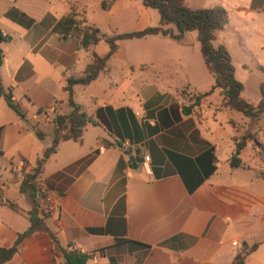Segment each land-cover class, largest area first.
<instances>
[{"label": "crops", "instance_id": "1", "mask_svg": "<svg viewBox=\"0 0 264 264\" xmlns=\"http://www.w3.org/2000/svg\"><path fill=\"white\" fill-rule=\"evenodd\" d=\"M102 1L0 0V32L8 38L0 43V248L11 247L31 226L32 200L10 166L24 160L35 170L53 145L54 118L71 112L67 79L82 76L93 53H109L107 37L160 25V14L143 0L115 1L102 9L98 24L90 9ZM232 1L221 0L228 25L246 50L252 46L249 54L239 50L237 60L225 47L244 97L259 102L264 0ZM73 3L83 24L71 20ZM84 25L104 36L89 50L81 46ZM152 41L160 45L146 49ZM116 44L100 76L74 86V101L97 123H88L79 141H60L41 167L48 230L24 237L4 264H66L69 248L85 253L86 264H231L255 244L245 264H264V161L248 141L241 165L231 166L235 139L257 133L264 145V116L252 123L225 108L218 90L193 106L215 83L197 35ZM8 94L24 114L8 104ZM52 105L48 120L33 119ZM101 108L112 110L101 113L108 127L99 124Z\"/></svg>", "mask_w": 264, "mask_h": 264}, {"label": "trees", "instance_id": "2", "mask_svg": "<svg viewBox=\"0 0 264 264\" xmlns=\"http://www.w3.org/2000/svg\"><path fill=\"white\" fill-rule=\"evenodd\" d=\"M117 0H103L101 3L103 10H109L112 4ZM144 6L149 9H155L160 14V25L148 27L141 31L118 34L112 37H107L106 42L110 46L109 53L100 57L93 53L92 61L85 69V72L80 77H70L67 79L64 90L69 94V106L71 112L69 114H58L54 118L55 134L54 142L44 153L43 157L38 160V165L35 168L34 175L22 181V191H28L32 200L33 209L31 210V226L24 232L19 234L16 242L11 247L0 248V264L9 261L18 251V246L24 237L34 234L38 231L48 230L44 223V210L40 202V197L37 187L32 183V179L41 173L43 163L55 151L56 146L60 141L75 140L79 141L83 137L84 129L88 123H97L93 117L89 116L83 107L76 103L73 99L74 86L88 85L95 81L102 71L105 69L108 59L116 52L118 40H129L134 38H144L148 36L162 35L171 38L177 42H181L185 34L188 32H197V40L200 44V50L204 62L214 77L213 87L204 93L195 97L194 105H199L201 99L211 95L215 90H218L223 97V106L235 110L245 117L249 118L252 123H258L264 116V83L261 85L262 99L259 102H252L244 97V85L235 77V67L232 57L227 48L222 45H215L218 40L219 33L225 29L229 23L228 10L222 5L205 9L192 8L186 0H143ZM71 20L74 23H82L83 21L75 20V17L80 13V8L75 4H71ZM82 15L84 11L81 12ZM168 25L174 27L170 28ZM81 46L89 50L92 46L98 44L104 36L101 31L91 25H84L82 28ZM8 38L0 32V43ZM4 63V53L0 48V68ZM264 71V68H261ZM2 88L0 84V94ZM8 104L22 114L18 106L12 101L10 94L6 97ZM192 106V107H193ZM190 108L186 109L188 112ZM104 111L111 112L110 108H101L97 110V117L100 116L99 124L108 127L107 123L101 118V113ZM126 113L125 110H119L118 114ZM112 115V113H110ZM124 119L123 117L121 118ZM36 134L40 138L44 135L39 130ZM252 141L253 147L256 149V155L264 161V145L260 142L257 133L249 132L240 138L235 139L236 149L231 159V166L238 167L241 165L240 154L246 147L247 142ZM42 210V217L40 211ZM258 244L253 245L248 249L239 251L231 264H245L247 255L255 251ZM66 264H86L88 256L84 253L68 249L65 252Z\"/></svg>", "mask_w": 264, "mask_h": 264}, {"label": "rangeland", "instance_id": "3", "mask_svg": "<svg viewBox=\"0 0 264 264\" xmlns=\"http://www.w3.org/2000/svg\"><path fill=\"white\" fill-rule=\"evenodd\" d=\"M187 1L191 7L198 8V9H205V8L214 7L215 5H222L221 0H187ZM233 2L234 1L230 0V5ZM93 6H94V8L90 9V14L92 15V17H94L96 19V22L98 24H100L102 22V19H103L101 16H104L106 14V12H104L102 10L101 4H95ZM151 11L156 13V15L159 14L158 11L155 9H152ZM232 21H234V20L232 19ZM168 26H170V25H168ZM190 34L194 36V35H197V32H190ZM157 44H158L157 42H153V41L148 42L145 44L146 45L145 48L148 49V48H151L154 46L153 49H155ZM219 44L226 46L228 48V50L230 51V53L234 54L236 60H237V57L239 54V50H242V55H244L245 52H248V54H249V51H250L249 46H252L250 43H248L247 49H249V51L246 50V48H244L242 43H241V39L237 36L234 29L229 25H227L225 27V29L219 33V37H218V40L215 42V45L217 46ZM158 45H160V44H158ZM41 128H43V130H46L45 127H41ZM47 128L52 131V126H47ZM249 155H250V151L245 152L244 158L249 159Z\"/></svg>", "mask_w": 264, "mask_h": 264}, {"label": "built area", "instance_id": "4", "mask_svg": "<svg viewBox=\"0 0 264 264\" xmlns=\"http://www.w3.org/2000/svg\"><path fill=\"white\" fill-rule=\"evenodd\" d=\"M17 106L20 109L21 113L24 114L25 108H23L21 105H18V104H17ZM55 111H56V106L52 105L51 107L44 109L37 114H34L33 119L43 118L44 120H48L50 118V115L55 113ZM104 149H105V145H101L100 150L102 151ZM144 160H145V163H148L150 161V157L145 156ZM10 170H11L12 174L14 175V177L18 180H21V181H23L26 178L34 175V173H35L34 168L28 162H26L24 160H20V161H17V162H14L13 164H11ZM32 183H34L36 185L40 199L44 200L46 198L47 191H46L45 185H44L43 180L40 177V175H37L35 178H33ZM57 208L58 207H56L54 205L50 206L51 210H55ZM234 245L237 246L238 244L234 243ZM72 250L81 252L77 249H72ZM81 253H83V252H81ZM93 258H95V260H96V256H93Z\"/></svg>", "mask_w": 264, "mask_h": 264}]
</instances>
